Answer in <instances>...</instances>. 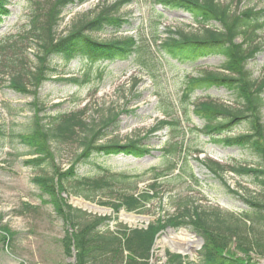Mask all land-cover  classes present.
Segmentation results:
<instances>
[{
  "label": "rangeland",
  "instance_id": "1",
  "mask_svg": "<svg viewBox=\"0 0 264 264\" xmlns=\"http://www.w3.org/2000/svg\"><path fill=\"white\" fill-rule=\"evenodd\" d=\"M115 1L88 0L83 4L66 7L56 28L57 36L67 34L74 25L92 18L101 7ZM219 1L222 4L232 1L231 8L234 12L247 8L264 9V0ZM10 2V15L0 25V41L20 33L27 24L31 7L29 2ZM120 13L131 15L130 27H123L119 32H93L92 36L98 41L130 34L138 36L141 23L151 36L149 21L153 22L155 17L160 20V37L167 36V28L196 34H201L207 28H220L219 23L207 26L195 23L188 13L163 9L155 0H129ZM235 42L239 43L240 39ZM149 46L152 50L151 57L147 51L140 53L138 57L131 54L124 59L93 62L76 58L67 63L54 57L51 59L54 70L49 79L42 82L35 95L22 94L9 88L10 76H4L3 82L0 80V125L5 130L4 136L0 138V264H64L72 257L65 254L62 240L70 224H64L56 216L52 205L46 201L47 196L42 195L33 181L35 175L51 174V163L36 167L26 161L35 156L16 137L17 134L28 132L33 126L36 112L32 105L34 100L43 108L38 115H45L46 124L51 123L50 116L78 110H83L84 119L96 126L103 119L116 116L115 123L106 129L105 136L100 137L96 143H125L127 140L138 139L149 150L142 157L94 154L87 163H78L75 171L79 180L73 183L84 185L79 186L80 195L69 194L75 198L110 208L108 204L100 205L99 201L114 202L122 194L156 191L158 197L139 215L147 217L148 223L155 220L162 223L163 219L181 210L184 204L196 205L201 209L215 208L224 213H239L246 204L230 189L247 198L261 196V189L252 175L240 176L227 170L217 176L203 163L214 161L228 167L258 166L259 159L252 151L238 146L212 143L210 137L201 130L204 120L193 113V108L200 103L203 108L205 104L213 103L235 109L239 107L235 97L223 87L215 86L194 89L188 99L183 97L190 77L201 76L207 72L224 73L219 67L223 58L215 55L195 63H180L164 52H159L151 41ZM249 48L246 52L250 51L248 54L253 53V56L244 62L245 68L252 79L259 82L264 80V30L258 32L255 42ZM35 50V47L28 49L30 69L36 65L33 57ZM139 62L149 64V68ZM152 63L154 67L151 66ZM71 78H77L79 82L67 81ZM23 81L32 89L27 78L24 77ZM262 97L261 122L264 125V90ZM168 107L169 115L163 112ZM160 119H173L178 123L177 126L174 124L154 129ZM247 127L242 122L231 127L226 134L237 136L244 133L249 128ZM79 138L78 134L72 141L50 140L55 156L54 163L62 170L72 166L81 152ZM177 143L179 146L174 153L165 151ZM157 172H163L167 177L156 179ZM151 184L156 185L155 190L150 188ZM82 194L90 196L92 200ZM62 196L69 203V196ZM71 205L81 209L74 203ZM85 212L99 215L98 211ZM110 216L115 218L109 222L110 230L118 229L119 223L134 225L125 222L120 211L110 213ZM136 224H145V221L139 219ZM5 233L15 234L8 247L1 244ZM171 233L166 227L159 229L152 249L151 264H162L166 251L182 253L181 249L169 244L174 234L181 238V243L187 242L190 246L188 253H182L184 256L192 260L198 256L204 241L200 243L196 237L200 235L191 225L178 226ZM224 251L237 256L243 255L234 240L227 244ZM250 256L258 261L264 260V257L253 253Z\"/></svg>",
  "mask_w": 264,
  "mask_h": 264
},
{
  "label": "trees",
  "instance_id": "2",
  "mask_svg": "<svg viewBox=\"0 0 264 264\" xmlns=\"http://www.w3.org/2000/svg\"><path fill=\"white\" fill-rule=\"evenodd\" d=\"M26 1L31 7L25 29L0 41L2 66L0 80L3 82L4 76H10L9 88L22 94L35 95L42 82L48 80L54 70L51 67V59L54 57L67 63L76 58L93 62L124 59L131 54L138 57L145 51L151 57L150 41L157 46L159 52H164L180 63H195L208 56L218 55L223 58L220 68L225 72L221 74L207 72L201 76L190 77L183 97L188 99L194 89L212 86L223 87L229 91L239 107L231 109L208 103L203 108V104L200 103L194 107L193 113L204 120L205 124L201 130L210 137L212 143L248 149L259 159L257 167L248 165L228 167L214 161H203L204 166L213 175L221 176L230 170L240 176L252 175L254 182L259 185L260 197L247 198L230 189L246 204L239 213H224L215 208L201 209L196 205L184 204L181 210L163 219L162 223L155 220L146 228H130L119 223L118 229L110 230L109 222L115 219L114 217L92 215L74 208L67 203L62 193L81 194L79 186L84 184L73 183L79 180L76 177V165L80 162L87 163L94 154L142 157L149 150L142 146L138 139L127 140L125 143L118 141L96 143L100 137L105 136L106 129L115 123L116 116L107 117L96 126L84 119L83 110H78L50 116L51 123L46 124L45 115H38L43 108L34 100L32 105L36 112L33 126L28 132L17 134L16 137L22 144L28 146L30 154L35 156L26 161L36 167L51 163L52 173L35 175L33 181L42 195L47 196L46 201L52 205L56 216L64 224H70L62 240L65 254L70 257L74 252L75 262L67 261L64 264H151L152 249L159 229L167 226L176 228L181 225H191L203 238L204 244L195 260L181 253L166 251V258L162 264H261L260 261L253 259L250 253L264 257V125L261 122L264 80L257 82L252 79L244 62L253 56V53L248 54L250 51L247 53L246 49L255 42L258 32L264 30V9L247 8L234 12L231 8L232 1L222 4L219 0H155L163 9L182 10L188 13L195 23L205 26L219 23L220 28H207L201 34L167 28V36L160 37L158 31L160 20L155 17L153 22L149 21L151 36L141 23L142 28L138 36L130 34L98 41L92 36L93 32L107 30L119 32L123 27H130L131 15L120 13L121 8L128 4L129 0H116L104 5L92 18L74 25L63 36H57L56 28L62 19L64 9L88 0ZM10 3V0H0V25L10 15ZM237 39H240L239 43L235 42ZM30 47L36 49L33 54L36 65L33 69L28 67V62H31L28 56ZM139 63L145 67L148 65L146 68H149V64ZM152 65L155 66L154 63ZM24 77L32 89L27 87L23 81ZM67 81L79 82L76 78ZM169 111V107L163 109L167 115ZM242 122L249 127L244 133L237 136L226 134L231 127ZM177 123L178 121L173 119L161 120L154 129L174 124L177 126ZM4 134L5 130L0 125V138ZM78 134L81 152L74 159L75 163L72 166L62 170L54 163L55 156L50 140L72 141ZM178 146V143L173 144L165 151L174 153ZM181 147L180 143L179 150ZM155 175L156 179L167 177L163 172H157ZM84 183L87 184L85 179ZM155 187V184L150 186L152 190H155ZM82 195L92 200L90 196ZM157 197L158 192L144 190L137 194H122L114 202L99 201V204H108L116 213L121 208L127 212L143 213L146 206ZM14 235L5 233L1 244L8 247ZM232 240L237 242V247L243 255L237 256L224 251Z\"/></svg>",
  "mask_w": 264,
  "mask_h": 264
},
{
  "label": "water",
  "instance_id": "3",
  "mask_svg": "<svg viewBox=\"0 0 264 264\" xmlns=\"http://www.w3.org/2000/svg\"><path fill=\"white\" fill-rule=\"evenodd\" d=\"M69 202L76 204L77 206H79L80 208H82L84 210L90 211L91 209H94V212L98 211V214L110 213L112 211L110 208H103V207L94 205V204H92L90 202L84 201L83 199L75 198L73 196H70ZM78 202L80 203V205H78ZM120 214L121 215H123V214L124 215H132V216L138 217L140 220H144L146 224L148 222L147 217H143L142 215L126 213L124 210H120ZM135 226L136 225L134 223L133 227H135ZM142 226L145 227V225L139 224V227H142ZM166 230L168 232L174 233V229L172 227H167ZM192 234L195 235L194 232ZM196 237L199 239L200 243L203 242V239L200 236H196ZM181 252L182 253H188V251H181ZM69 260H74V258H71ZM262 264H264V260H262Z\"/></svg>",
  "mask_w": 264,
  "mask_h": 264
},
{
  "label": "bare ground",
  "instance_id": "4",
  "mask_svg": "<svg viewBox=\"0 0 264 264\" xmlns=\"http://www.w3.org/2000/svg\"><path fill=\"white\" fill-rule=\"evenodd\" d=\"M78 205H80V203L78 202ZM94 210V209H93ZM121 218L125 221L128 222L130 224H132L133 222H136V220H139L138 217L132 216V215H121ZM172 234V233H171ZM169 244L174 246L175 248H177L178 250L181 249L182 251H189L190 246L187 242H183L181 243V238H179L178 236H176L175 234L173 235V238L170 239Z\"/></svg>",
  "mask_w": 264,
  "mask_h": 264
}]
</instances>
